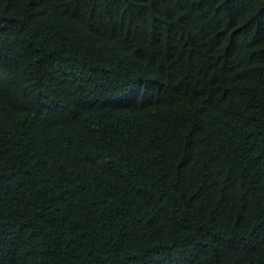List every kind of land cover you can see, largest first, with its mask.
Masks as SVG:
<instances>
[{
  "label": "trees",
  "instance_id": "1",
  "mask_svg": "<svg viewBox=\"0 0 264 264\" xmlns=\"http://www.w3.org/2000/svg\"><path fill=\"white\" fill-rule=\"evenodd\" d=\"M0 264H264V0H0Z\"/></svg>",
  "mask_w": 264,
  "mask_h": 264
}]
</instances>
